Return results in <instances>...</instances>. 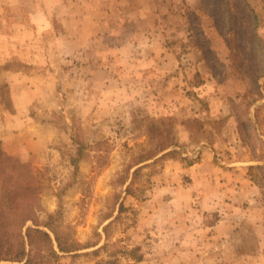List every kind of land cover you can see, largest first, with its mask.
<instances>
[{
	"label": "rangeland",
	"instance_id": "obj_1",
	"mask_svg": "<svg viewBox=\"0 0 264 264\" xmlns=\"http://www.w3.org/2000/svg\"><path fill=\"white\" fill-rule=\"evenodd\" d=\"M89 2L0 0V148L81 244L53 264H264V0Z\"/></svg>",
	"mask_w": 264,
	"mask_h": 264
},
{
	"label": "trees",
	"instance_id": "obj_2",
	"mask_svg": "<svg viewBox=\"0 0 264 264\" xmlns=\"http://www.w3.org/2000/svg\"><path fill=\"white\" fill-rule=\"evenodd\" d=\"M154 128L151 127L150 135ZM0 174L3 177L0 188V264H53L60 258V252H73L81 246L74 237L63 234L54 225L55 214H49L42 223L46 229L41 228L37 218L40 208L37 178L28 164L19 162L2 148ZM30 221L33 225L27 226ZM141 257L135 254L136 259ZM94 264L122 263L113 258Z\"/></svg>",
	"mask_w": 264,
	"mask_h": 264
},
{
	"label": "crops",
	"instance_id": "obj_3",
	"mask_svg": "<svg viewBox=\"0 0 264 264\" xmlns=\"http://www.w3.org/2000/svg\"><path fill=\"white\" fill-rule=\"evenodd\" d=\"M93 1H98L99 3L105 5V7H111V8H121V12L124 15L129 16L128 20L135 24L136 31L141 30H148L149 32H156L159 28H157L156 25L152 27L147 28L143 26V23L141 20H143V14L140 13V9H143V6L145 4L149 5L150 7L152 4H154L155 0H90V4L93 3ZM161 3L158 4V9L162 11V9H165L164 15H167L169 22L167 23V27L169 30L172 31H182L185 29L186 24L185 21H182L183 16L185 14L186 8H193L195 11H199L198 13H202L199 3L201 0H159ZM142 3H144L143 6ZM156 4L152 7L153 10H155L156 14ZM162 8V9H161ZM112 10V9H110ZM139 10V11H138ZM108 30V29H107ZM162 31V30H161ZM153 34V38H155V34ZM160 39V38H158ZM157 39V41H158ZM153 45L159 46V47H165L168 45V41L163 40L162 42H155V39L153 40ZM162 51H166L163 49ZM166 54V53H165ZM168 54V52H167Z\"/></svg>",
	"mask_w": 264,
	"mask_h": 264
}]
</instances>
